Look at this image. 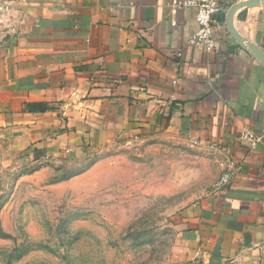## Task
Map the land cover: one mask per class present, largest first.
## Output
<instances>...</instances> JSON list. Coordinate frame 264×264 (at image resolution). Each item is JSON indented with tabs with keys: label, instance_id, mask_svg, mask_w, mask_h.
<instances>
[{
	"label": "crops",
	"instance_id": "1",
	"mask_svg": "<svg viewBox=\"0 0 264 264\" xmlns=\"http://www.w3.org/2000/svg\"><path fill=\"white\" fill-rule=\"evenodd\" d=\"M239 1L207 52L188 43L196 9L171 0H0L3 145L46 172L153 135L196 141L219 183L177 214L174 264H264V140H240L264 126V64L226 24ZM235 25L264 51V4Z\"/></svg>",
	"mask_w": 264,
	"mask_h": 264
},
{
	"label": "rangeland",
	"instance_id": "2",
	"mask_svg": "<svg viewBox=\"0 0 264 264\" xmlns=\"http://www.w3.org/2000/svg\"><path fill=\"white\" fill-rule=\"evenodd\" d=\"M0 138V264H174L177 214L213 192L221 161L153 135L37 167Z\"/></svg>",
	"mask_w": 264,
	"mask_h": 264
},
{
	"label": "built area",
	"instance_id": "3",
	"mask_svg": "<svg viewBox=\"0 0 264 264\" xmlns=\"http://www.w3.org/2000/svg\"><path fill=\"white\" fill-rule=\"evenodd\" d=\"M170 7L173 13H177L181 9L195 8L199 28L188 43L202 47L207 52L216 49L215 31L216 26L220 23L218 16L227 8L224 0H171ZM21 17L24 18L23 15ZM172 24L176 25L177 21L172 19ZM240 140L247 148L255 149L264 140V126L261 131L244 129L240 134ZM230 180L231 173L226 172L220 179V185H226Z\"/></svg>",
	"mask_w": 264,
	"mask_h": 264
},
{
	"label": "water",
	"instance_id": "4",
	"mask_svg": "<svg viewBox=\"0 0 264 264\" xmlns=\"http://www.w3.org/2000/svg\"><path fill=\"white\" fill-rule=\"evenodd\" d=\"M263 4L264 0H242L233 4L227 12L226 24L235 40L244 48L249 50V52H251L264 64V51L259 48L255 43L251 42L246 37H244L235 25V16L240 9L244 7L258 6Z\"/></svg>",
	"mask_w": 264,
	"mask_h": 264
},
{
	"label": "trees",
	"instance_id": "5",
	"mask_svg": "<svg viewBox=\"0 0 264 264\" xmlns=\"http://www.w3.org/2000/svg\"><path fill=\"white\" fill-rule=\"evenodd\" d=\"M0 233H2V235H6V234H4V233L2 232V227H1V224H0ZM8 264H12V261H11V262H9Z\"/></svg>",
	"mask_w": 264,
	"mask_h": 264
}]
</instances>
